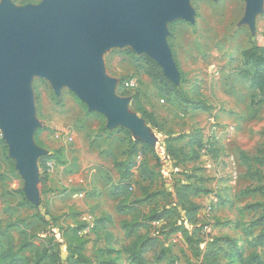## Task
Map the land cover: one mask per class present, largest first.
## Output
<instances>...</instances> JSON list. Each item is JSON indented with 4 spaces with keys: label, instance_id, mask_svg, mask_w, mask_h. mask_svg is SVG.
I'll return each mask as SVG.
<instances>
[{
    "label": "rangeland",
    "instance_id": "1",
    "mask_svg": "<svg viewBox=\"0 0 264 264\" xmlns=\"http://www.w3.org/2000/svg\"><path fill=\"white\" fill-rule=\"evenodd\" d=\"M189 4L194 24H166L176 92L130 46L101 58L154 146L33 78L34 143L47 160L35 205L0 131V264H264V101L251 87L264 72V6L252 34L240 25L244 0ZM126 180L125 198L113 196ZM123 222L137 226L138 243Z\"/></svg>",
    "mask_w": 264,
    "mask_h": 264
},
{
    "label": "water",
    "instance_id": "2",
    "mask_svg": "<svg viewBox=\"0 0 264 264\" xmlns=\"http://www.w3.org/2000/svg\"><path fill=\"white\" fill-rule=\"evenodd\" d=\"M244 2L240 25L253 34L264 0ZM177 19L195 23L189 0H40L22 6L0 0V131L30 202H39L37 163L45 155L34 143L40 124L33 78L47 81L57 98L68 88L89 111L105 117L109 130L123 127L154 146L144 121L128 110V99L115 95L116 81L105 75L101 58L108 48L130 46L178 84L166 40V24Z\"/></svg>",
    "mask_w": 264,
    "mask_h": 264
},
{
    "label": "trees",
    "instance_id": "3",
    "mask_svg": "<svg viewBox=\"0 0 264 264\" xmlns=\"http://www.w3.org/2000/svg\"><path fill=\"white\" fill-rule=\"evenodd\" d=\"M29 2H32V1H28L26 3H29ZM26 3H22V5L23 4H26ZM144 59H146V63L149 66V69H150V72H151L152 76H154L155 78H157L169 90H171L172 92H176L175 86L163 76V73H162V70L160 69V67L157 66V64L153 60H151L149 58H146V57H144ZM260 73H262V75L259 74V73L258 74L257 73H254V74L251 75V81H252V86L251 87H253V88L257 87V89L262 90V92H263V95H262L263 99H262V101H264V72H263V70ZM262 101H260V102H262ZM145 147L151 150V147H149V146H145ZM46 160H47V156L46 157L45 156H42L39 159V166H40V164L41 165L44 164ZM42 181H43V179L41 177V183H42ZM127 184H125V185H123V184L117 185L116 188L113 190L114 192H112V195L113 196H119L121 198L122 197L125 198V192L124 191L127 188L128 189L131 188L129 182ZM145 197L146 196H144L143 199L141 198V200L142 201H145V199H147ZM122 203H124L123 206H121V208H117V211L120 212V213H124V212L126 213L127 211H129V207H131V205H128V202H126V201H124ZM138 203H143V202H138ZM153 215H155V214H153ZM163 218L164 217H163L162 214H158V216H154L152 218V220L153 221H160V220H163ZM135 227H137V226H134V225L129 226V224H126V222H123L122 223V228L125 231L127 229V232L125 233L126 237L131 236V235L134 234L136 236V243H138V241H140L142 238L136 235V233H135V231H136L135 230ZM42 259L46 260V259H48V257L45 255ZM206 260H208V259L205 258V261ZM102 264H111V263L110 262H103ZM243 264H248V263H243Z\"/></svg>",
    "mask_w": 264,
    "mask_h": 264
},
{
    "label": "built area",
    "instance_id": "4",
    "mask_svg": "<svg viewBox=\"0 0 264 264\" xmlns=\"http://www.w3.org/2000/svg\"><path fill=\"white\" fill-rule=\"evenodd\" d=\"M133 85H134L133 80L128 81V82H126V83L124 84V86H125V87H128V88L133 87Z\"/></svg>",
    "mask_w": 264,
    "mask_h": 264
},
{
    "label": "crops",
    "instance_id": "5",
    "mask_svg": "<svg viewBox=\"0 0 264 264\" xmlns=\"http://www.w3.org/2000/svg\"><path fill=\"white\" fill-rule=\"evenodd\" d=\"M13 2V1H12ZM26 4H36L34 2H29V3H26ZM26 4H23V5H26ZM259 93V92H258Z\"/></svg>",
    "mask_w": 264,
    "mask_h": 264
}]
</instances>
